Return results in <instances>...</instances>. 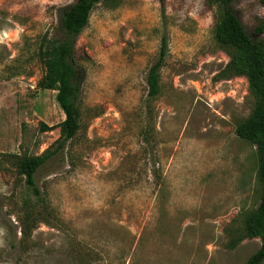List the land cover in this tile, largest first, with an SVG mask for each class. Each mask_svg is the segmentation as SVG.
I'll return each mask as SVG.
<instances>
[{"label":"rangeland","instance_id":"1","mask_svg":"<svg viewBox=\"0 0 264 264\" xmlns=\"http://www.w3.org/2000/svg\"><path fill=\"white\" fill-rule=\"evenodd\" d=\"M74 1L0 0V264H246L262 183L235 129L257 98L227 69L214 0L96 4L75 47L79 129L35 173L40 194L26 186L20 159L53 150L64 119L51 65ZM232 9L247 31L264 20V0Z\"/></svg>","mask_w":264,"mask_h":264},{"label":"trees","instance_id":"2","mask_svg":"<svg viewBox=\"0 0 264 264\" xmlns=\"http://www.w3.org/2000/svg\"><path fill=\"white\" fill-rule=\"evenodd\" d=\"M101 1L107 4L110 0H75L65 7L60 15L59 26L66 38L53 54L51 65L52 73L58 81L55 98L64 113L60 134L53 150L39 156L25 157L18 163L26 186L36 196L40 191L35 182V173L50 155L63 149L66 142L79 129L80 111L77 98L81 71L76 59V41L78 35L88 25L93 8ZM160 1L163 3L164 0ZM214 1L221 9V17L214 28L215 38L234 49L227 69L233 74L245 75L257 98L252 113L236 126L235 132L238 137L252 143L259 156L258 177L262 183V195L255 210L246 219L245 232L249 237L260 238L259 248L248 258L246 264H261L264 260V20L258 21L250 31H247L232 9L235 0ZM167 54L168 41L166 34L163 33L158 54L146 74L149 99L158 93L160 70ZM43 128L49 127L43 125ZM147 139L145 138V141Z\"/></svg>","mask_w":264,"mask_h":264}]
</instances>
